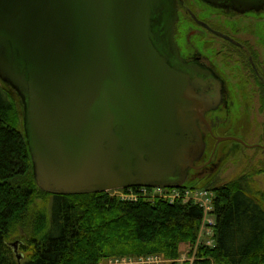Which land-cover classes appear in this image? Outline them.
<instances>
[{"label":"water","instance_id":"1","mask_svg":"<svg viewBox=\"0 0 264 264\" xmlns=\"http://www.w3.org/2000/svg\"><path fill=\"white\" fill-rule=\"evenodd\" d=\"M230 1L243 9L264 2ZM177 4L0 0V78L23 101L34 179L44 191L187 180L206 147L199 120L223 92L211 69L180 55Z\"/></svg>","mask_w":264,"mask_h":264},{"label":"trees","instance_id":"2","mask_svg":"<svg viewBox=\"0 0 264 264\" xmlns=\"http://www.w3.org/2000/svg\"><path fill=\"white\" fill-rule=\"evenodd\" d=\"M13 93L19 95L0 78V264H99L111 255L157 252L179 264L181 245L196 244L203 208L157 196L44 191L34 179ZM253 174L184 184L215 193L213 243L198 244L192 264H264V202L247 184ZM39 196L50 200L35 209ZM14 242L24 250L23 259Z\"/></svg>","mask_w":264,"mask_h":264},{"label":"flooded vegetation","instance_id":"3","mask_svg":"<svg viewBox=\"0 0 264 264\" xmlns=\"http://www.w3.org/2000/svg\"><path fill=\"white\" fill-rule=\"evenodd\" d=\"M177 1L179 18L175 22L173 36L180 55L187 61L211 69L215 77L220 78L223 92L218 107L204 114L206 122L199 120L206 147L195 167L189 170L187 180L205 181L217 173L226 158L224 154L228 152L226 150L220 154L217 146L222 141L255 150L259 148L262 154L259 159L264 163V141L249 142L250 131L245 125L246 121H242L248 118L246 108L242 107L243 102L245 105L251 103L249 93H253L256 94L258 112L264 124V34L259 33L251 38L239 36L241 26L230 25L229 20L226 21L232 15L239 18L254 14L259 16V27L262 26L260 29L264 31V2L258 8L243 9L236 8L230 0L224 4H213L208 0ZM215 43L219 47L215 48ZM238 94H246V97L240 99ZM220 113L224 118L218 117ZM218 124L227 125L224 133H217ZM218 136L233 138L219 140Z\"/></svg>","mask_w":264,"mask_h":264},{"label":"rangeland","instance_id":"4","mask_svg":"<svg viewBox=\"0 0 264 264\" xmlns=\"http://www.w3.org/2000/svg\"><path fill=\"white\" fill-rule=\"evenodd\" d=\"M228 20L230 22V25H235V26L240 25L241 26V29H239L238 31L239 36L251 38L259 33L264 34V31L260 29L262 26L259 27L260 20H259V16L257 15H254V14L245 15V16H240L239 18H234V16L232 15L226 19V21ZM214 46L215 48H217L219 47V44L215 43ZM218 58H221V57L218 56ZM13 94L15 97V101H17L18 111L20 112L21 115H23L22 101L19 100V95L17 96L15 93ZM249 94H251L252 96L251 103L249 102L247 105H245V102L242 101L243 102L242 107L246 108L247 114H248V118L242 120L243 122L246 121L245 125L250 131L247 139L249 142H256V141L263 142L264 141V134H263L264 124H263L262 117H261L262 115L261 113L258 112V107H257L258 102H256L257 100L256 94H253V93H249ZM239 96L241 99L243 97H246V94H238V97ZM232 116L233 114L231 115V117ZM218 117L222 119L224 118V115L220 113V116ZM217 126H218V129H217L218 134L224 133V131L227 129V125L225 126V124H222V125L218 124ZM261 136H263V138H261ZM217 148L219 149L221 155L223 151L225 152L226 150H228V152L224 154L226 158L223 160L219 170L215 174L216 177H218L219 182L223 183V181L233 179L234 177L239 176L246 172H251V173L254 172V174L251 177H249V179L247 180V184L255 192V194L260 196V198L264 202V163L261 162L263 160L259 159V157L262 156L261 152L259 151V148L255 150L252 148H248L246 146L243 147L241 145H232L228 141H222L221 143L218 144ZM202 182H203L202 179L200 180V182L188 179L184 182V184H187V185L192 184V183L200 184ZM49 200L50 198L48 199L46 198V196H39L35 198V201H34L35 209H39L40 207L47 205ZM213 216L214 214L211 215V217ZM211 234L212 233H205L202 236V240L203 239L206 240L207 238H210ZM199 244H203V242L199 241ZM197 246H198L197 243L195 244L193 248H190L187 244H182L181 251H180V257L175 261H177L179 264H192V261L194 260V257L196 255L195 250ZM16 251H17V254L24 253V250H22L21 247H18ZM189 251H192V253L190 254ZM146 254H154L156 256H159V262H157V264H170L171 262H173V259H171L170 257L168 258L167 256H165L164 254L160 252L145 253V254L134 253L132 255H123V256L114 255V257L123 258V257L131 256L133 258L134 257L138 258L139 255L143 256ZM22 255L20 256V258L23 259ZM111 256L104 257L101 260L110 259Z\"/></svg>","mask_w":264,"mask_h":264},{"label":"built area","instance_id":"5","mask_svg":"<svg viewBox=\"0 0 264 264\" xmlns=\"http://www.w3.org/2000/svg\"><path fill=\"white\" fill-rule=\"evenodd\" d=\"M111 194L117 195L125 199H136L139 196H148L154 198L155 196L175 201L181 199L184 202L193 201L203 208L202 223L200 225V232L197 238V245L199 241L207 244H212V238L202 240V236L205 233H213L212 227L215 222L213 215V202L215 199L214 190H210L206 187H191L185 186L184 184L177 187H148V186H131L128 188L120 189H109ZM206 231V232H205ZM212 235V234H211ZM159 262V256L154 254H146L136 257H114L110 259L101 260L99 264H157Z\"/></svg>","mask_w":264,"mask_h":264}]
</instances>
